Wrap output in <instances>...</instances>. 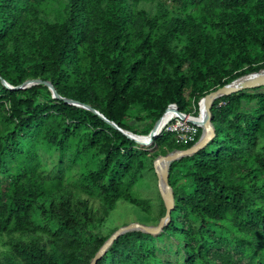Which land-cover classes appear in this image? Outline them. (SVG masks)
Listing matches in <instances>:
<instances>
[{"label": "trees", "instance_id": "trees-1", "mask_svg": "<svg viewBox=\"0 0 264 264\" xmlns=\"http://www.w3.org/2000/svg\"><path fill=\"white\" fill-rule=\"evenodd\" d=\"M261 68L264 0H0V76L48 80L133 133ZM210 109L214 137L169 165L167 224L120 234L95 264H264V86ZM200 133L163 128L150 152L45 84L0 81V264H89L118 202L150 213L136 185L154 158ZM164 213L158 196L155 224Z\"/></svg>", "mask_w": 264, "mask_h": 264}, {"label": "water", "instance_id": "water-1", "mask_svg": "<svg viewBox=\"0 0 264 264\" xmlns=\"http://www.w3.org/2000/svg\"><path fill=\"white\" fill-rule=\"evenodd\" d=\"M0 81L2 85H4L8 89H17V88H26L32 84H45L48 89L51 91L53 97L62 98L65 102L84 107L108 124H110L113 128L119 130L129 139L134 140L137 143V137H146L142 140L141 146H150L153 143L154 137H156L162 130V128H158V124L160 120L164 117V114L168 111L174 112V117H178L181 119H186L187 121L198 125L201 129V133L198 139L189 147L183 149H174L166 154H160L153 160V170L155 172L157 178V187L159 191V195L163 201L165 207V213L161 216L155 225H146L139 222H130L125 225L117 227L103 242V244L99 247V249L94 254L93 258L91 259L89 264H95L99 257L107 250V248L111 245L116 237L120 234L131 231V230H141L146 233H150L153 235L158 234L163 226L167 224L170 219V211L174 206V197L172 193V188L168 181V172H169V165L172 161L179 159L186 155H191L198 150L202 149L215 135L214 127L212 124V113H211V105L214 99L228 95L231 93H235L238 91L251 89L255 87L264 86V68L259 69L258 71L250 72L247 74H243L234 78L233 80L223 84L222 86L206 93L200 100L198 101V113L197 115H190L184 112H181L175 103L169 104L162 115L154 122L152 128L149 130L147 134H137L133 133L130 130L123 129L119 127L114 121L107 119L102 113L98 110L94 109L91 105L86 103H81L77 100L61 97L57 92L56 88L52 85V83L48 80H42L41 78H29L23 81L21 84L17 86L10 85L4 78L0 76ZM203 100V119H198L200 114V101ZM191 117V118H190ZM160 163H165V168L160 170L158 165Z\"/></svg>", "mask_w": 264, "mask_h": 264}, {"label": "rangeland", "instance_id": "rangeland-1", "mask_svg": "<svg viewBox=\"0 0 264 264\" xmlns=\"http://www.w3.org/2000/svg\"><path fill=\"white\" fill-rule=\"evenodd\" d=\"M146 6L150 8L151 11L155 10V3L147 4ZM148 149H150V152H152L156 148L153 144H151L150 146H148ZM155 176L156 175H154L153 172L148 171L144 174L143 178L141 179V182L136 185L137 194H139V196L148 201L150 213L147 214L127 202L120 201L118 202L114 211L109 216V219L107 220L104 227L101 229V233H109L110 231H112V229L130 222H139L146 225H155L152 217L153 215H156L158 208V196H160L157 187V178H155ZM3 249L4 247L0 245V255L3 252Z\"/></svg>", "mask_w": 264, "mask_h": 264}, {"label": "built area", "instance_id": "built-area-1", "mask_svg": "<svg viewBox=\"0 0 264 264\" xmlns=\"http://www.w3.org/2000/svg\"><path fill=\"white\" fill-rule=\"evenodd\" d=\"M163 128H165V130L174 132L179 142L187 143L194 140L200 127L187 121L186 119L174 117V119L168 122Z\"/></svg>", "mask_w": 264, "mask_h": 264}, {"label": "bare ground", "instance_id": "bare-ground-1", "mask_svg": "<svg viewBox=\"0 0 264 264\" xmlns=\"http://www.w3.org/2000/svg\"><path fill=\"white\" fill-rule=\"evenodd\" d=\"M203 110H204V107H203V100L200 101V114H199V117L198 119H203ZM191 118V117H190ZM172 119H174V112L172 111H168L164 114V117L160 120L159 124H158V128H163L165 125H167L168 122H170ZM146 137H137V142H139L140 144H142V140H144ZM165 163H160L158 165V168L160 170H162L163 168H165Z\"/></svg>", "mask_w": 264, "mask_h": 264}]
</instances>
